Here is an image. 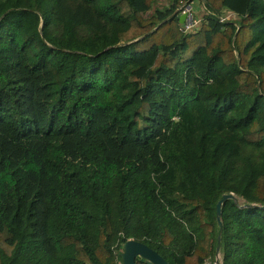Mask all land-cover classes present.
Listing matches in <instances>:
<instances>
[{
	"label": "trees",
	"instance_id": "obj_1",
	"mask_svg": "<svg viewBox=\"0 0 264 264\" xmlns=\"http://www.w3.org/2000/svg\"><path fill=\"white\" fill-rule=\"evenodd\" d=\"M157 1L0 0V264H264V0Z\"/></svg>",
	"mask_w": 264,
	"mask_h": 264
},
{
	"label": "water",
	"instance_id": "obj_2",
	"mask_svg": "<svg viewBox=\"0 0 264 264\" xmlns=\"http://www.w3.org/2000/svg\"><path fill=\"white\" fill-rule=\"evenodd\" d=\"M184 19H185L184 14L179 16V20L181 23H183ZM225 199H235V195L233 193L224 194L222 199L218 201L217 203V216L216 217H217L220 228H221V220H220L221 206H222L223 200ZM246 206L253 207L256 205L249 204ZM217 241H218L217 253H219L220 241H221L220 233L218 235ZM218 255L219 254H217L216 257H218ZM137 258L143 259L147 264H169L157 251L150 248L148 245L142 242L130 239L126 241L123 246V251L121 253L122 264H136Z\"/></svg>",
	"mask_w": 264,
	"mask_h": 264
},
{
	"label": "rangeland",
	"instance_id": "obj_3",
	"mask_svg": "<svg viewBox=\"0 0 264 264\" xmlns=\"http://www.w3.org/2000/svg\"><path fill=\"white\" fill-rule=\"evenodd\" d=\"M213 2H214V5H217V4H218L215 0H213ZM169 5H170V0H158L157 3H156V7H161V8H166V7H168ZM192 5H193V7H194V9H195L196 14H199V16H201L202 11H206V10H208V9L205 7V5H204V1H203V0H194V1L192 2ZM200 11H201V12H200ZM198 12H200V13H198ZM175 14H179V15H181V7L178 8V9L176 10ZM221 15H222L223 17H224V16H229V19H231V20L234 18L233 15H231L230 13H228V12H226V11H221ZM137 33H138V32H137ZM218 256H219V258H220V255H218ZM216 259H217V257H216ZM216 259L213 260V261H212V260L207 261L206 264H214V262L216 261Z\"/></svg>",
	"mask_w": 264,
	"mask_h": 264
},
{
	"label": "built area",
	"instance_id": "obj_4",
	"mask_svg": "<svg viewBox=\"0 0 264 264\" xmlns=\"http://www.w3.org/2000/svg\"><path fill=\"white\" fill-rule=\"evenodd\" d=\"M185 15V19L183 21V27L181 28L183 32L189 31L191 28L195 27L198 23L199 20L195 19L193 16V6L192 4H184L181 7V15ZM229 19V16L221 17V21ZM214 264H221L219 256L217 257L216 261Z\"/></svg>",
	"mask_w": 264,
	"mask_h": 264
}]
</instances>
